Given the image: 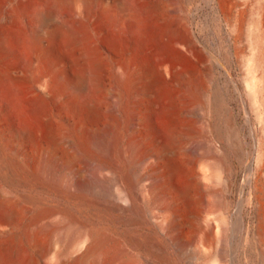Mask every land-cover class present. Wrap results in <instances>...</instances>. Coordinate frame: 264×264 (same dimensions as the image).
<instances>
[{"label": "bare ground", "instance_id": "bare-ground-1", "mask_svg": "<svg viewBox=\"0 0 264 264\" xmlns=\"http://www.w3.org/2000/svg\"><path fill=\"white\" fill-rule=\"evenodd\" d=\"M202 3L228 24L236 57H242L240 41L247 40L242 80L264 123V0ZM192 9L185 0H0V100L18 110L25 94L47 140L28 167L27 124L0 128V182L29 190L34 184L54 185L55 150L64 145L76 154L86 152L83 133L97 120L104 97L106 130L95 138L94 149L103 153L100 167L115 187L110 193L101 189L99 200L76 184L56 190L67 200L94 206L91 222L0 188V240H5L0 264H24L22 254L30 264H171L159 242L179 254L191 244L190 235L198 245L215 241L210 260L224 264L225 220L214 227L212 206H205L211 194L207 168L220 162L205 135L223 109L212 82L217 65L206 49L211 43L192 30ZM132 49L136 66L128 65ZM53 111L64 115L62 128L54 125ZM229 122L227 117L223 123ZM113 212L132 217L133 226L146 219L154 223L161 241L148 233L116 236L104 226ZM54 215L59 217L50 220ZM255 230L260 236V224ZM43 234L60 248L43 247Z\"/></svg>", "mask_w": 264, "mask_h": 264}, {"label": "rangeland", "instance_id": "rangeland-1", "mask_svg": "<svg viewBox=\"0 0 264 264\" xmlns=\"http://www.w3.org/2000/svg\"><path fill=\"white\" fill-rule=\"evenodd\" d=\"M185 4H192L193 9L189 18L192 30L200 35L199 39L202 37L211 43L206 49L211 61L218 68L213 69L212 82L214 88L220 91L223 109V114L214 117L215 129L210 126L211 129L205 131V139L220 160L217 166L212 165L207 168V174L211 177L208 183L211 194L205 206H212L209 218L214 227L219 226L223 218L225 220L226 242L221 248L224 264H264V123L259 121L257 111L246 93L242 80L246 71L248 43L245 37L242 38L239 43L243 50L242 57L241 59L236 57L230 39V28L217 11L205 6L202 0H185ZM28 22L27 18L23 20L25 24ZM2 24L3 20L0 21V27ZM132 51L133 49L127 54L130 61L128 65L136 66L138 57ZM101 83L105 87L107 82L103 79ZM18 103L20 106L16 110L9 102L0 100V128L4 129L13 122L23 121L27 124L32 132V139L25 147L24 161L28 167H32L37 162L40 152L47 146V140L42 125L35 120L25 94L19 97ZM106 115V101L104 97H100L98 118L88 123L89 128L83 133L82 146L86 152H91L90 158L84 151L76 154L73 148H66L64 145L57 147L56 161L59 166L51 172L54 185L34 184L29 190L20 184L10 186L0 182V188L15 196L22 193L30 194L40 198L42 206L56 211H68L79 219L91 222L94 206H82L73 200H67L56 190L65 191L68 184H76L77 188L81 187L85 194L91 195L96 200L103 197L102 190L107 193L115 191L108 170L100 167L104 162V155L94 149L97 140L95 138L101 137L106 130ZM51 116L54 125L62 128L61 125L65 124L64 115H58L53 111ZM227 117L230 118L228 126L223 123ZM203 120L207 122L209 116L204 115ZM261 148L263 149L260 150ZM66 159H70L67 168L62 165ZM144 183V180L138 182L137 188L140 189ZM58 217L54 215L50 220H56ZM131 218L126 214L113 212L111 215L108 214L103 225L118 237H126L132 233H148V236L161 241L154 223L146 219L137 224L142 227L141 229L139 226L131 225ZM257 224H260V236L255 230ZM40 239L43 247L50 245L53 251L61 246L59 243H50L45 234ZM191 239L193 240V237L190 235L191 244L179 254L165 241L159 243L161 246L163 244L162 249L165 250L171 264H213V260L210 259L217 247L215 241L204 246L198 245L194 240L192 242ZM3 241L5 240H0V245H5ZM192 251L195 253H191ZM142 253L148 255L146 251ZM21 258L24 264H30L26 254H22ZM155 263L158 262L154 260L153 264Z\"/></svg>", "mask_w": 264, "mask_h": 264}]
</instances>
